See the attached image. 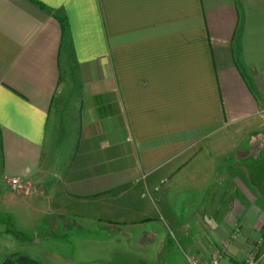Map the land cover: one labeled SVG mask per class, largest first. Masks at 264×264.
<instances>
[{"label":"crops","instance_id":"0c3cea01","mask_svg":"<svg viewBox=\"0 0 264 264\" xmlns=\"http://www.w3.org/2000/svg\"><path fill=\"white\" fill-rule=\"evenodd\" d=\"M236 231L220 264H264V0H0L1 239L188 264Z\"/></svg>","mask_w":264,"mask_h":264},{"label":"rangeland","instance_id":"374dc122","mask_svg":"<svg viewBox=\"0 0 264 264\" xmlns=\"http://www.w3.org/2000/svg\"><path fill=\"white\" fill-rule=\"evenodd\" d=\"M66 138V127L63 126V123L59 126L58 128V146L60 147L61 145L64 144ZM62 149H66L62 147ZM9 225L10 223H6ZM15 235V234H14ZM18 235V234H16ZM25 236L20 234V236L26 238V240H22L20 242H16L15 239L7 240V239H1L0 238V264H3L5 259L9 257L11 254H18L22 253L25 250V247H28V249H32L36 251L39 256L46 257V259L49 258L50 261H55L56 259V264H66L65 259L60 260L58 252L59 245L60 244L58 241H48V242H39L37 244L30 242L31 237L29 236L28 233H24ZM56 240V239H54ZM28 241V242H27ZM74 250L70 246L66 249V254L68 259L72 258L75 260V253H73ZM19 254V255H22ZM54 256V257H51ZM23 256V255H22ZM55 258V259H52ZM58 258V260H57ZM245 258V257H244ZM243 260V258H242ZM39 264H41L39 262Z\"/></svg>","mask_w":264,"mask_h":264},{"label":"built area","instance_id":"2783aa9c","mask_svg":"<svg viewBox=\"0 0 264 264\" xmlns=\"http://www.w3.org/2000/svg\"><path fill=\"white\" fill-rule=\"evenodd\" d=\"M8 185L11 187L13 191H22L26 189V186L18 179L10 178L8 181ZM237 236V231L232 233L229 238L222 240L218 249L214 252L211 259L209 261L203 263L198 259V257L194 254H190L186 256V261L188 264H220V261L225 258L228 254L229 245L231 241ZM261 241L259 240L258 243L253 246L246 254V257L243 258L241 262L238 264H258V257H259V247Z\"/></svg>","mask_w":264,"mask_h":264},{"label":"trees","instance_id":"16d2710c","mask_svg":"<svg viewBox=\"0 0 264 264\" xmlns=\"http://www.w3.org/2000/svg\"><path fill=\"white\" fill-rule=\"evenodd\" d=\"M3 264H39L37 261L27 258L19 254H11L7 257Z\"/></svg>","mask_w":264,"mask_h":264}]
</instances>
